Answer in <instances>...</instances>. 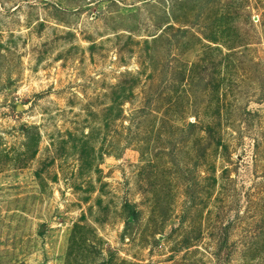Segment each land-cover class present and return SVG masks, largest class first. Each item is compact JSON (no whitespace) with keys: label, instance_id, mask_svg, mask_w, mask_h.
Listing matches in <instances>:
<instances>
[{"label":"rangeland","instance_id":"374dc122","mask_svg":"<svg viewBox=\"0 0 264 264\" xmlns=\"http://www.w3.org/2000/svg\"><path fill=\"white\" fill-rule=\"evenodd\" d=\"M0 264H264V0H0Z\"/></svg>","mask_w":264,"mask_h":264},{"label":"trees","instance_id":"16d2710c","mask_svg":"<svg viewBox=\"0 0 264 264\" xmlns=\"http://www.w3.org/2000/svg\"><path fill=\"white\" fill-rule=\"evenodd\" d=\"M208 41H212V40H208Z\"/></svg>","mask_w":264,"mask_h":264}]
</instances>
